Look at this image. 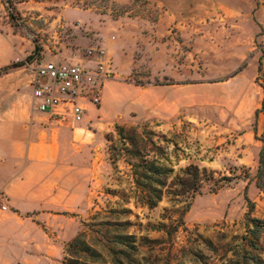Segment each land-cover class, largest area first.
<instances>
[{
	"label": "rangeland",
	"instance_id": "obj_1",
	"mask_svg": "<svg viewBox=\"0 0 264 264\" xmlns=\"http://www.w3.org/2000/svg\"><path fill=\"white\" fill-rule=\"evenodd\" d=\"M17 8L23 25L13 27L0 3V71L24 64L0 75L9 85L0 110L34 112L31 82L47 62L103 79L99 102L85 100L76 125L83 146L66 144L55 163L63 196L54 205L69 211L23 214L19 225L0 194V264H255L249 251L264 264V235L258 249L243 241L247 217L264 221L255 185L264 0H29ZM141 160L171 170L154 206L132 167ZM194 167L212 178L195 195L180 185L205 178Z\"/></svg>",
	"mask_w": 264,
	"mask_h": 264
},
{
	"label": "crops",
	"instance_id": "obj_2",
	"mask_svg": "<svg viewBox=\"0 0 264 264\" xmlns=\"http://www.w3.org/2000/svg\"><path fill=\"white\" fill-rule=\"evenodd\" d=\"M7 89L8 84L0 85L1 98ZM33 111L25 115L0 110V194L9 204L5 211L12 210L9 218L19 225L24 223L23 214L69 211L54 205L63 196L55 191V163L64 162L66 144L83 146L82 128L76 125L84 124L85 115L81 123L70 127ZM39 197L51 199L40 202Z\"/></svg>",
	"mask_w": 264,
	"mask_h": 264
},
{
	"label": "built area",
	"instance_id": "obj_3",
	"mask_svg": "<svg viewBox=\"0 0 264 264\" xmlns=\"http://www.w3.org/2000/svg\"><path fill=\"white\" fill-rule=\"evenodd\" d=\"M35 75L31 82L33 110L47 114L61 126L82 122L85 100L94 106L99 102L103 75L98 72L74 64L47 62L35 70Z\"/></svg>",
	"mask_w": 264,
	"mask_h": 264
},
{
	"label": "trees",
	"instance_id": "obj_4",
	"mask_svg": "<svg viewBox=\"0 0 264 264\" xmlns=\"http://www.w3.org/2000/svg\"><path fill=\"white\" fill-rule=\"evenodd\" d=\"M29 2V0H0V3L3 5L7 12V16L9 22L13 27H19L23 25V18L21 16L20 11L18 10L17 6L20 4H24ZM23 63L15 64L10 67H6L0 71L1 74H6L7 71L13 67L23 66ZM241 71V70H239ZM238 72L234 73L232 77L237 75ZM257 83L262 88V100L260 103V107L256 110V118L259 114L264 115V74H262V62L259 64V76L257 77ZM164 86V85H163ZM115 131L120 138L126 139V130L125 128L116 125ZM257 132V130H255ZM257 139L261 142V148L258 155V167L255 176V185L256 187L264 194V129L260 135H257ZM111 141L110 139H108ZM127 140L131 141L130 138ZM133 144V143H132ZM134 145V144H133ZM135 157L139 158L140 155L136 154ZM134 168L135 176L137 177V183L142 186L144 189L148 190L149 193L152 195L150 204L154 206L159 200L162 198V192L157 186H164V183L161 179L162 176H166L171 170L165 168L154 161H139L132 165ZM200 173L205 175V178L202 180L198 178L196 182H180V185L183 189H189L193 192V195L200 193L201 190V182L202 181H212L211 176L208 177L205 170L200 171V169L194 167V173L192 175L199 176ZM223 181L228 180V178H222ZM218 184H215L217 187ZM216 190V188L214 189ZM247 231L248 234L243 238V241L246 242L247 246L253 249H258V242L264 235V221L259 220L252 217H247ZM80 244L79 240H75L71 247L78 246ZM249 254V261L254 262L255 264H260L258 260V256H253L250 251ZM263 264V262H262Z\"/></svg>",
	"mask_w": 264,
	"mask_h": 264
}]
</instances>
